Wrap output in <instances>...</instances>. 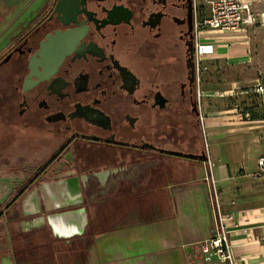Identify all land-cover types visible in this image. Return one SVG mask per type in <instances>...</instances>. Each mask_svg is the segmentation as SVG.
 Returning a JSON list of instances; mask_svg holds the SVG:
<instances>
[{
  "label": "flooded vegetation",
  "instance_id": "flooded-vegetation-1",
  "mask_svg": "<svg viewBox=\"0 0 264 264\" xmlns=\"http://www.w3.org/2000/svg\"><path fill=\"white\" fill-rule=\"evenodd\" d=\"M206 13L204 0H30L1 13L0 264L17 232L63 242L47 206L156 185L165 158L208 162L194 58Z\"/></svg>",
  "mask_w": 264,
  "mask_h": 264
},
{
  "label": "crops",
  "instance_id": "crops-1",
  "mask_svg": "<svg viewBox=\"0 0 264 264\" xmlns=\"http://www.w3.org/2000/svg\"><path fill=\"white\" fill-rule=\"evenodd\" d=\"M253 1L255 8L264 6V0ZM16 2L0 0V15L8 12L11 16ZM2 27L0 20V31ZM229 39L230 33L213 35L217 58L227 63L247 61L246 44ZM234 46L244 50L232 52ZM248 90L237 93L253 92ZM204 108L211 167L208 162L165 158L171 166L158 176L156 185L117 191L109 203L94 208L47 206L45 211L52 212L47 227L62 233L63 242L55 243L37 232H17L13 235L18 252L10 262L1 264H229L216 256L207 261L199 247L216 221L206 178L211 172L223 210L235 214L236 225L229 228V234L236 264H264V203H240L229 194L237 181L251 178L248 173L256 169L258 157L264 154L263 140L253 135L257 127L253 123L259 120L242 119L239 114L216 115V110L205 104ZM223 112L231 113L226 109L218 113ZM72 192L68 185L67 193ZM58 209L63 211L55 212ZM40 211L30 208L25 214Z\"/></svg>",
  "mask_w": 264,
  "mask_h": 264
},
{
  "label": "built area",
  "instance_id": "built-area-1",
  "mask_svg": "<svg viewBox=\"0 0 264 264\" xmlns=\"http://www.w3.org/2000/svg\"><path fill=\"white\" fill-rule=\"evenodd\" d=\"M207 13L197 16L195 20L196 44L195 61L197 70L203 69L202 65L208 58L218 59L215 43L211 40L216 32L222 34L230 33L229 42H241L246 44V53L250 57V42L256 27L262 24L264 12L255 8L253 0H204ZM264 76H259L251 86L256 94L264 95ZM230 93H237L231 90ZM221 95H224L221 93ZM200 121L204 134L206 135L205 120L206 112L200 111ZM242 119L250 120V114L240 112ZM207 137V136H206ZM210 153V152H208ZM214 163L208 158V165ZM256 180L264 179V154L257 159V167L248 173ZM207 180L210 183V195L216 213V221L211 235L199 243L201 252L207 261L214 256L229 264H236L237 258L234 253L233 244L229 234V228L236 225L235 214L224 211L220 201L219 188L214 175L209 173Z\"/></svg>",
  "mask_w": 264,
  "mask_h": 264
},
{
  "label": "rangeland",
  "instance_id": "rangeland-1",
  "mask_svg": "<svg viewBox=\"0 0 264 264\" xmlns=\"http://www.w3.org/2000/svg\"><path fill=\"white\" fill-rule=\"evenodd\" d=\"M29 1L22 0L15 9L22 8ZM256 9L264 12V6ZM262 24L257 26L261 27L259 31L252 34L251 54L247 61L227 63L223 59L208 58L202 64L204 66L202 86L204 93L207 94L203 105L205 104L212 111L216 110V115H236L241 112L242 108L253 104H260V113L264 114V95L256 94L254 91L230 93L231 90L242 91L248 85L255 83L259 76H264V19ZM243 50V46L232 48V52ZM225 109L230 110L231 113H218ZM253 125H257L253 128V135L259 137L264 143V120H259ZM207 156L211 158L210 153ZM229 194L231 199H238L240 203L250 205L264 203V179L255 181L250 177H244L232 186Z\"/></svg>",
  "mask_w": 264,
  "mask_h": 264
},
{
  "label": "trees",
  "instance_id": "trees-1",
  "mask_svg": "<svg viewBox=\"0 0 264 264\" xmlns=\"http://www.w3.org/2000/svg\"><path fill=\"white\" fill-rule=\"evenodd\" d=\"M251 88V87H250ZM249 87H246L244 90L249 91ZM260 104H253L242 108V112L250 114V120H264V114L260 113Z\"/></svg>",
  "mask_w": 264,
  "mask_h": 264
},
{
  "label": "water",
  "instance_id": "water-1",
  "mask_svg": "<svg viewBox=\"0 0 264 264\" xmlns=\"http://www.w3.org/2000/svg\"><path fill=\"white\" fill-rule=\"evenodd\" d=\"M192 59H193V53H191V55H190L188 60H192ZM48 210H50V209L48 208Z\"/></svg>",
  "mask_w": 264,
  "mask_h": 264
}]
</instances>
